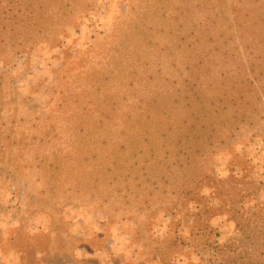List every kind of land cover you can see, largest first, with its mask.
<instances>
[{"label":"rangeland","instance_id":"1","mask_svg":"<svg viewBox=\"0 0 264 264\" xmlns=\"http://www.w3.org/2000/svg\"><path fill=\"white\" fill-rule=\"evenodd\" d=\"M0 264H264V0H0Z\"/></svg>","mask_w":264,"mask_h":264}]
</instances>
